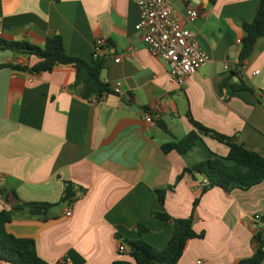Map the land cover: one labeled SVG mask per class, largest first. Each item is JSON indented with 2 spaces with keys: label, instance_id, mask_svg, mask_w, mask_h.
I'll return each instance as SVG.
<instances>
[{
  "label": "crops",
  "instance_id": "1",
  "mask_svg": "<svg viewBox=\"0 0 264 264\" xmlns=\"http://www.w3.org/2000/svg\"><path fill=\"white\" fill-rule=\"evenodd\" d=\"M169 1L184 16L196 9L198 16L184 22L209 54L182 86L171 81L165 62L135 29L137 0H0L6 39L42 45L59 34L69 54L91 60L96 38H105L102 78L111 91L99 98L78 94L71 65L40 73L0 68V186L25 201L59 202L68 184L77 190L73 202L52 207L45 219L25 212L7 223L9 232L33 238L37 253L51 264L63 257L70 264L130 260L117 233L162 248L174 225L153 211L187 217L198 196L193 227L203 236L189 241L177 264H236L260 245L254 216L264 220V179L248 189L215 185L201 195L205 175L178 176L210 158L233 164L223 158L228 146L199 133L184 153L162 148L197 130L193 118L264 156V36L232 73L242 23L253 19L260 0ZM37 61L35 55L0 51V63ZM148 113L155 124L145 120ZM170 185L162 200L157 190ZM8 207L0 194V209ZM69 207L71 215L65 213ZM139 222L149 230L140 234Z\"/></svg>",
  "mask_w": 264,
  "mask_h": 264
},
{
  "label": "trees",
  "instance_id": "2",
  "mask_svg": "<svg viewBox=\"0 0 264 264\" xmlns=\"http://www.w3.org/2000/svg\"><path fill=\"white\" fill-rule=\"evenodd\" d=\"M244 36L241 41L239 60L232 73L237 75L239 66H242L245 59L252 53L257 40L264 36V0H260L255 16L251 21L242 23ZM11 50L19 54L35 55L39 58L33 65L15 64L12 62L0 63V68L11 67L17 70H27L31 73L51 71L58 65H71L76 69L75 87L78 94L86 99L99 98L103 94L111 91L110 85L102 78L104 57L102 55L91 60H86L79 56H74L66 51L63 37L59 34L48 36L44 44H34L26 39L15 40L6 39L0 35V51ZM234 87H246L244 84H233ZM197 130H192L181 139L172 140L162 144L165 152L177 150L184 153L195 143L199 133L211 135L219 141L225 143L229 150L223 158L233 160V164H227L222 157H215L198 162L191 167H186L178 176V180L184 173L197 171L208 179V183L202 185L201 195L209 188L219 185L227 191L234 188L248 189L258 184L264 179V156L245 148L237 142L234 136H229L217 132L191 118ZM170 185L165 189H158L159 197L164 200L167 189H172ZM0 194L8 195V208L0 209V259L12 264H51L43 259L36 249L35 240L29 237L17 236L7 230V223L15 217L29 215L46 218L52 207L61 202H73L77 196V190L71 184L65 188V194L59 202L47 201H25L19 197L15 190L6 189L0 186ZM200 201L198 196L193 202L192 213L187 217H172L167 212L153 211V215L165 220L172 221L174 228L167 244L162 248H157L139 237L130 239L117 233L121 242L129 247L128 256L130 260L118 259L112 264H177L183 255L187 244L192 238L202 237L203 233H198L193 227L194 210ZM137 229L140 234L149 230V226L139 222ZM257 238L260 245L256 252L241 258L236 264H261L264 260V232L258 231ZM56 264V263H55ZM63 264V263H62Z\"/></svg>",
  "mask_w": 264,
  "mask_h": 264
},
{
  "label": "built area",
  "instance_id": "3",
  "mask_svg": "<svg viewBox=\"0 0 264 264\" xmlns=\"http://www.w3.org/2000/svg\"><path fill=\"white\" fill-rule=\"evenodd\" d=\"M137 5L139 19L135 24V29L141 32L142 39L150 52L165 62L171 81L182 86L190 74L205 66L209 61V54L200 45L196 31L186 26L184 22L198 16L196 9L191 8L184 16L173 9L169 0H137ZM241 41V39L237 40L238 43ZM104 42L105 38H96L92 58L103 54ZM121 58L122 56L118 55L115 61L119 62ZM225 68H229L228 64H225ZM258 72V70L255 71V73ZM114 89L116 92H120L118 86H115ZM145 120L151 125L155 124L151 113L145 116ZM208 182V179L204 178L202 185ZM65 213L71 215L72 209L67 208ZM254 218L260 222V231L264 232L262 214H256ZM125 250L129 251V247L121 244L120 251ZM62 263L70 264V259L63 257L56 264Z\"/></svg>",
  "mask_w": 264,
  "mask_h": 264
},
{
  "label": "water",
  "instance_id": "4",
  "mask_svg": "<svg viewBox=\"0 0 264 264\" xmlns=\"http://www.w3.org/2000/svg\"><path fill=\"white\" fill-rule=\"evenodd\" d=\"M6 200H8V195H6Z\"/></svg>",
  "mask_w": 264,
  "mask_h": 264
}]
</instances>
